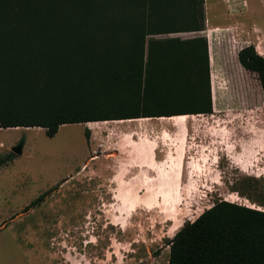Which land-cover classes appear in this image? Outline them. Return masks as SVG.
I'll use <instances>...</instances> for the list:
<instances>
[{
  "label": "rangeland",
  "instance_id": "obj_1",
  "mask_svg": "<svg viewBox=\"0 0 264 264\" xmlns=\"http://www.w3.org/2000/svg\"><path fill=\"white\" fill-rule=\"evenodd\" d=\"M249 1L252 22L264 26V0ZM255 47L264 57V41ZM233 49L211 71L213 113L187 118L186 139L137 135L161 141L159 160L173 149L164 167H131L147 151L128 149L116 130L172 131L175 120L65 125L53 138L41 128L1 129L0 159L24 143L0 168V264H169L175 235L220 200L264 210V91ZM87 129L99 156L90 166ZM170 192L182 204L173 219L160 205Z\"/></svg>",
  "mask_w": 264,
  "mask_h": 264
},
{
  "label": "trees",
  "instance_id": "obj_2",
  "mask_svg": "<svg viewBox=\"0 0 264 264\" xmlns=\"http://www.w3.org/2000/svg\"><path fill=\"white\" fill-rule=\"evenodd\" d=\"M205 27V0H0V130L212 114L207 38L170 37ZM238 59L264 91V57ZM169 264H264V210L220 200Z\"/></svg>",
  "mask_w": 264,
  "mask_h": 264
},
{
  "label": "crops",
  "instance_id": "obj_3",
  "mask_svg": "<svg viewBox=\"0 0 264 264\" xmlns=\"http://www.w3.org/2000/svg\"><path fill=\"white\" fill-rule=\"evenodd\" d=\"M251 4L249 0H205V17H206V27L205 30L200 33H180L175 35H170V37H176V35L182 34H190L192 37L186 38H196V37H205L208 40L209 44V58H210V72L214 70L216 67L215 64L219 62H224L228 52H231L232 49L236 52L237 61L240 65V68L247 71L239 62L238 54L241 50L249 46H257L260 45L262 41H264V26H259L256 24L257 22H252L251 17L249 16L251 13ZM259 31L261 34L259 35ZM161 38V37H160ZM182 38V37H180ZM183 39V38H182ZM259 41V43H258ZM256 48V47H255ZM219 66V65H218ZM214 106V101H213ZM184 116V115H182ZM165 118V117H164ZM152 119H161V118H143L141 120H152ZM140 120V119H134ZM126 121V120H125ZM84 126H89V123L83 124ZM88 128V127H87ZM21 129V128H20ZM117 133H123L124 138L126 139V144L128 149L131 148H138V149H145L147 154H143L142 157L139 156L138 159L134 160V163L131 167L139 168L143 167L145 169H153L164 167L167 165L166 158L170 155L176 159L173 154V149H169L166 146L164 151L167 152L165 155L163 153V157L165 159L159 160L158 154L159 149L162 147L160 146V140H148V144H143L140 141H136L137 135L141 133H146L148 136H151V133L158 134L160 136L162 134L167 133H175L176 136L180 137L183 140L185 133L187 134V125H180L177 126L174 130H159L158 128H150V129H141L140 127H132L128 130H116ZM90 144H89V152L90 157L87 160V165L94 163L98 160L99 156H97L96 149L94 147V131L91 130L90 133ZM185 138V137H184ZM157 139V138H156ZM186 139V138H185ZM132 144V145H131ZM136 146V147H135ZM171 153V154H170ZM114 153L113 155H115ZM108 156L112 154H107ZM178 163V162H177ZM183 164V159L181 160V166ZM86 165V164H84ZM83 165V166H84ZM86 167H89L87 166ZM85 167V168H86ZM177 166L175 171L177 170ZM178 171V170H177ZM83 172L80 173L82 175Z\"/></svg>",
  "mask_w": 264,
  "mask_h": 264
},
{
  "label": "bare ground",
  "instance_id": "obj_4",
  "mask_svg": "<svg viewBox=\"0 0 264 264\" xmlns=\"http://www.w3.org/2000/svg\"><path fill=\"white\" fill-rule=\"evenodd\" d=\"M191 116H174V117H171V118H161V119H170V120H175L176 122H177V124L178 125H184V123L185 122H187L186 120H187V118H190ZM194 118V117H193ZM126 121H128V122H138V121H141V119L140 120H126ZM126 121H113V122H115V123H125ZM144 121V120H143ZM94 123H96V122H93V123H89L90 125L91 124H94ZM101 123V122H100ZM102 123H106V122H102ZM95 125V124H94ZM96 126V125H95ZM95 128V127H94ZM16 130L17 129H20V128H15ZM13 130V129H12ZM180 162V161H179ZM178 169H179V167H178ZM181 169H182V167L180 168V171H181ZM174 172V171H173ZM175 176H177V177H179V172L176 170L175 172ZM178 178H176V180H177ZM163 180V179H162ZM181 180V179H180ZM181 184V183H180ZM168 193V192H167ZM169 195V197L167 196V195H164V197H163V200H160V205L163 207L162 209H163V212H165V210L169 213V215L171 216V219H173L174 217H173V215H174V211H175V209L176 208H178V206H180V205H182L181 204V199L180 200H178V198L176 199V198H174V197H172V196H170L171 195V192L168 194ZM161 199V198H160ZM237 201V200H236ZM231 202V201H230ZM154 209V208H153ZM162 211V210H161ZM131 214V213H130ZM180 227H182V226H179V227H177L174 231H178L179 230V228Z\"/></svg>",
  "mask_w": 264,
  "mask_h": 264
},
{
  "label": "water",
  "instance_id": "obj_5",
  "mask_svg": "<svg viewBox=\"0 0 264 264\" xmlns=\"http://www.w3.org/2000/svg\"><path fill=\"white\" fill-rule=\"evenodd\" d=\"M22 149H23V145L22 144H19L18 146L12 148V152L14 154H16L17 156H21L22 153H23V150Z\"/></svg>",
  "mask_w": 264,
  "mask_h": 264
}]
</instances>
